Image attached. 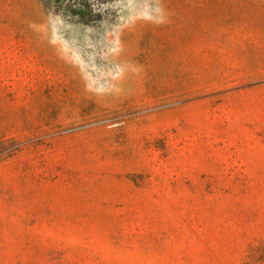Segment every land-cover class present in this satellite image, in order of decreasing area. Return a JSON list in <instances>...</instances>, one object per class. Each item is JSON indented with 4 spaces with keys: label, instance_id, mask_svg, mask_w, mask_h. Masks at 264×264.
Masks as SVG:
<instances>
[{
    "label": "rangeland",
    "instance_id": "1",
    "mask_svg": "<svg viewBox=\"0 0 264 264\" xmlns=\"http://www.w3.org/2000/svg\"><path fill=\"white\" fill-rule=\"evenodd\" d=\"M0 264H264V0H0Z\"/></svg>",
    "mask_w": 264,
    "mask_h": 264
}]
</instances>
